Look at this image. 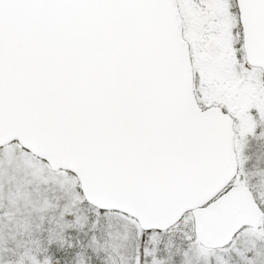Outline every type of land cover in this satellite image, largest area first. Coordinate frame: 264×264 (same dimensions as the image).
<instances>
[{
  "label": "snow or ice",
  "instance_id": "1",
  "mask_svg": "<svg viewBox=\"0 0 264 264\" xmlns=\"http://www.w3.org/2000/svg\"><path fill=\"white\" fill-rule=\"evenodd\" d=\"M0 264H264V0H0Z\"/></svg>",
  "mask_w": 264,
  "mask_h": 264
}]
</instances>
